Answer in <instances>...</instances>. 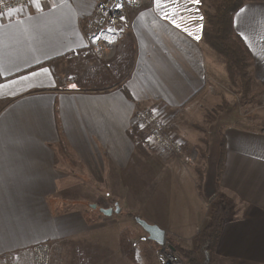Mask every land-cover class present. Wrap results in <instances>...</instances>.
Segmentation results:
<instances>
[{"label": "crops", "instance_id": "0c3cea01", "mask_svg": "<svg viewBox=\"0 0 264 264\" xmlns=\"http://www.w3.org/2000/svg\"><path fill=\"white\" fill-rule=\"evenodd\" d=\"M206 4L149 0L137 12L128 8L123 43H132L136 55L125 84L128 98L118 89L84 92L54 74V61L88 47L84 28L95 0H41L0 17V254L46 240L51 252L58 251L55 243H64L59 250L67 256L73 251L80 262L87 255L101 264L113 214L124 207L143 215L138 206L150 200L153 210L163 212L160 218L137 217L191 245L215 211L189 163L198 156V143L181 128L187 121L183 126L195 135L196 118L212 120L204 142L217 149L215 168L224 140L223 167L212 186L235 204L222 225L214 264H264V121L257 124L262 117L256 111L246 123L233 111L235 123L221 126V113L208 110L218 106L211 91L216 79L225 80L226 64L202 36ZM233 29L254 56L252 81L264 87V3L238 9ZM222 100L229 101L225 95ZM140 108L155 110L169 123L189 161L160 155L145 141V152L136 147L128 131ZM74 193L84 199L72 205ZM85 203L98 216L93 226L84 218ZM98 209H110L111 216ZM111 227L115 234L117 225Z\"/></svg>", "mask_w": 264, "mask_h": 264}, {"label": "trees", "instance_id": "16d2710c", "mask_svg": "<svg viewBox=\"0 0 264 264\" xmlns=\"http://www.w3.org/2000/svg\"><path fill=\"white\" fill-rule=\"evenodd\" d=\"M248 1L250 0H211L212 12L205 14V25L202 31L205 43L223 58L228 78L231 80L232 85L237 86L238 92H240L238 102L241 105L247 101V95L251 91L252 77L248 73L251 54L246 44L234 32L233 15ZM258 1L264 2V0ZM124 47L126 50H123ZM119 48L117 55L110 61L99 60L95 57L94 52L87 47L64 58H59L54 61L55 63L52 66H56L61 61L62 64L60 65L63 68L61 73L67 83H75L84 92L103 93L117 87L129 75L128 70L130 68L128 66L132 60L131 57L134 55L132 51L134 45L129 42H122ZM123 88L121 87L122 91H124ZM123 93L127 98L129 97L125 91ZM128 135L136 143V147L141 152H145L144 133L137 128H132L128 131ZM223 142L222 138L215 181L219 179L223 167ZM197 187L201 192L200 183ZM224 201L223 197L218 198L210 222L202 231L198 232L196 246L193 249L185 250L178 246L175 247L172 239L166 236V241L188 264H214V250L222 225L230 217L228 203L224 204ZM132 235L133 233L129 227L122 228L118 234V245L123 257L131 264H136ZM142 243L143 247L140 251L145 252L144 257L147 258L148 264H156L154 253L158 245L147 238L142 239ZM84 261L86 262V258ZM184 264L186 263L184 262Z\"/></svg>", "mask_w": 264, "mask_h": 264}, {"label": "rangeland", "instance_id": "374dc122", "mask_svg": "<svg viewBox=\"0 0 264 264\" xmlns=\"http://www.w3.org/2000/svg\"><path fill=\"white\" fill-rule=\"evenodd\" d=\"M148 1L149 0H147L145 3H143L140 6L138 5L137 7H133V10H135L136 12L139 11V10H142L144 7L148 6ZM251 2H260V1H258V0H250L248 2H245L241 7L247 5V4L251 3ZM210 3H211V0H207V4H206L207 8L204 11L205 14L207 12H212V9L210 7ZM96 8H97V0H95V5H94V8H93L91 17L87 20V22L85 24V28H84L85 39L87 41L88 48H90V50L92 52H94L96 58H98L99 60H103V61H110L111 59H113L117 55V52L120 50L119 47L122 44V42L124 41L123 40L124 35L126 34V32L130 28V19H129V15H128V8H127V18H128L127 20H128V25L129 26H128L126 32L123 34L122 39L119 41L118 46L115 49L110 50L111 53L107 54V55H109L108 57L104 56V54H102V52L96 51V49L93 46L90 45V42L88 41V39L86 37V32L88 31V23L91 22L94 19ZM205 14H204V16H205ZM124 49L126 50L125 47L123 48V50ZM132 51L134 52V55H133V57H131L132 60L130 62V65L128 66V68H130L128 70L129 75H127L126 79L123 80L117 87L110 89L111 91H113L114 89H118V90H120V92H122L123 95H124V93H123L124 91L128 94L127 89L125 88V84H126L127 80L130 78V76L132 75V72L134 70L135 61H136L135 47L132 49ZM214 55H215V57L218 59V61L222 65H225L224 60L219 55H217L215 52H214ZM60 64H62L61 61L58 62V64H56V68H54V74L61 75V72H63V68L61 67ZM253 65H254V56L251 54L250 68L248 70L249 75H251V73H252L251 72V68L253 67ZM224 75L226 76L225 80L216 79V81L213 82L214 83V85H213L214 87H213V90L211 91L215 95L214 96V98H215L214 100L215 101L217 100L216 103H217L218 106H215L214 109H208L211 113L214 112L215 114H213V115H216V116L221 113V116H220V119L222 117L221 126L227 125L228 122L235 123V117H234L235 115L233 114V111L235 113H237L238 115H241V118L246 123L247 122L249 123L252 120V114L255 113L256 111L258 113V116L262 117V118H259V121H258L257 124H260L261 121H264V101H263L264 100V87H262L261 85L259 87L257 85H255L256 83H255V80L253 79L254 81H251V91L247 95V101L244 102V105H242V107H241V106L238 105L239 102H237L238 98H239V93H240V92H238L237 86L235 87L234 85H232L231 80H229V78H228L227 71H226V73ZM119 78H122V77H119ZM121 87H124L123 88L124 91L121 90ZM254 88H256V91L252 93ZM110 90L104 91L103 94L111 92ZM252 94H254L255 96H253L251 98L250 96H252ZM223 95H225L226 98L229 99V101H225L224 102L222 100V96ZM259 100L261 102H258ZM229 107H231V108L229 110L225 111L222 114V111L224 109H226V108H229ZM190 108H191V106H189L188 109H190ZM142 109H147V108H140V109L136 110L133 113V115L137 111L142 110ZM207 114L208 113L206 112V115H204V117H206ZM133 115L131 117V128H136L137 126L134 124ZM185 119H186V112H183L181 114V117L178 116V121L180 123L182 121L184 122ZM211 122H212V120H210V119H208V120H206V119H197L196 120V118H195V122H194L195 123V129L198 131V133H195V135H193L194 132H193V134H190V132H192V131H190L191 129H189L190 128L189 126H188V128L183 126L184 124L187 123V121L185 123H183V125H182L183 127L181 126L182 129H184V130L186 129L185 133H187V134L192 136V139L190 141H194L195 143L196 142L198 143V151H196L198 156H197V158L194 161H189L190 160L189 154L188 155L185 154L184 150H183L184 144H183L182 139L179 138L175 134H171L168 131L167 124H169V123L167 121H165V120L163 122V124H164L163 128L165 127V129L163 130V133H164L166 138H169L171 140H177L179 142V144H180L179 152L180 153H178V154L174 153V154H171V155H182L181 157L183 159H187V157H188L189 163L192 164L194 171H196L195 178L197 179L198 183H200V185L203 187V192L206 195V197H208V198L210 197L208 202H207L209 204V206H210L209 210L210 209H214L215 210L216 202H217L218 198L221 196L215 190V189H217V187H215V185L218 182L217 180L215 181V179L217 177L216 176L217 172H216V168H215L216 159H217V156L215 155V153H217V149L213 150V149H209L208 148L209 146L212 145L211 141H210L209 145L207 144V141L204 142L205 137L207 136L206 132L210 128ZM237 123H239V121H237ZM182 129H180V130H182ZM212 129H213V127H212ZM184 130H182V131L184 132ZM144 137H145V134H144ZM212 182L215 184L214 185L215 188L212 186L213 185ZM197 186H198V184H197ZM213 188H214V190H213ZM156 197H158V196H156ZM80 198H82V197L79 196L77 193H74V196L72 195V197H70L69 200L71 201L70 203L73 205V203L75 202V204H76V201L79 200ZM82 199H84V198H82ZM58 200L61 201V199H58ZM62 200H66V197L64 199L62 198ZM78 202L79 201H77V203ZM225 202L226 201H224L223 203L225 204ZM228 203H229L228 204V206H229V216H232L234 212L231 209L233 208V206L235 207V204H234V201L230 200V199H228ZM154 205H155V203H153V200H150L149 201V205H147V206L143 205V204L142 205L140 204L138 207L140 208L141 212H144L143 215H141V213H140V215L145 217V218L155 216V218H157V220H158L163 212L158 213L155 210H153ZM89 206H87L86 203L84 204V207H83V209H85L84 210V212H85L84 213V218H88L87 221L89 222V225L93 226L94 223H92V222L95 221L96 220L95 217L97 218L98 216H97L96 213L94 214V212L91 211L92 209L89 208ZM72 207L73 206H71L70 208L72 209ZM58 209H61V207L60 208L59 207H55L54 208V210L56 212H57ZM62 210H64V211L65 210H69V208H67L64 205V207L62 206ZM120 212L121 213H118V214H117V212L114 213L112 218H110V220H109L110 222H108V224H107V227H109L108 228V232H107V236H106V239L102 242V246H101L103 251L105 252L103 254V256H102L103 258H102L101 264H131L121 254L120 249H119V245L118 246H117V244L115 245V241H116L115 239L119 238L118 234H119L120 230L122 228H124V227H129L131 232L133 233L131 238H132V242H133V246H134V250H135V254H136V264H148L147 258L144 257V253L145 252L142 253L140 251L141 248L143 247L142 239L147 238V235L141 229L139 224L135 221V217L140 216L139 213H133L131 211L127 212L124 209V207L121 208ZM184 217H186V216H184ZM188 217L190 219H192L194 216L193 215H191V216L189 215ZM112 225L114 227L117 225V227H118L116 229L117 232L115 234L111 230L112 229V227H111ZM88 234H89V237H90V241H93V235L94 234L90 233V232H88ZM84 237H85V235H84ZM196 237H197V235H196ZM196 237H194V239H193L195 241L190 243L191 245L184 244L182 242H175L172 239V241L174 243L173 245H175V247L178 246L179 248L185 249V250L193 249L194 248V243H195V246H196ZM73 239H78V237H73ZM117 241H119V239ZM42 242H48V241L45 240V241H42ZM42 242H39V243H42ZM166 242H168V241H166ZM36 244H34V245H36ZM63 244L64 243H59V244L55 243V246L57 245L56 249L58 251H56V252L52 251V264H96V263H94V260H93L94 257L91 258L90 256L88 257L87 255H85L86 262L84 260H82V262H80L79 258H77V255H73L74 254L73 251L69 252L68 256H67L66 254H64L63 252L60 251L62 249L61 245H63ZM32 246H30V247H32ZM59 246L61 247L60 250H59ZM30 247L19 249V250H15V251L3 252L0 255H3L5 253L6 254L7 253H17L19 251H24V250H26V249H28ZM15 255H17V254H15ZM15 257H17V256H15ZM183 262L188 264V262H186L185 259L183 260Z\"/></svg>", "mask_w": 264, "mask_h": 264}, {"label": "built area", "instance_id": "2783aa9c", "mask_svg": "<svg viewBox=\"0 0 264 264\" xmlns=\"http://www.w3.org/2000/svg\"><path fill=\"white\" fill-rule=\"evenodd\" d=\"M41 0H0V17L22 11L30 3ZM147 0H97L94 19L88 23L86 37L96 51L108 57L115 49L128 28L127 8L142 5ZM134 124L145 134L144 141L160 155L178 154L177 140L166 138L164 124L153 109H142L134 115ZM51 246L48 242L38 243L17 253L0 255V264H51ZM17 254V255H15ZM17 256V257H15ZM155 257L159 264H184L182 257L165 242L158 246Z\"/></svg>", "mask_w": 264, "mask_h": 264}, {"label": "water", "instance_id": "95a60500", "mask_svg": "<svg viewBox=\"0 0 264 264\" xmlns=\"http://www.w3.org/2000/svg\"><path fill=\"white\" fill-rule=\"evenodd\" d=\"M95 208V205H92ZM103 215L110 216V209H100ZM135 221L139 224L141 229L147 235V239L154 242L156 245L161 246L166 240V234L164 230L160 229L157 225L150 224L142 220L140 217H135Z\"/></svg>", "mask_w": 264, "mask_h": 264}, {"label": "snow or ice", "instance_id": "6c2138e0", "mask_svg": "<svg viewBox=\"0 0 264 264\" xmlns=\"http://www.w3.org/2000/svg\"><path fill=\"white\" fill-rule=\"evenodd\" d=\"M194 2L199 3V0H194ZM191 35V33H189ZM199 39V37H197Z\"/></svg>", "mask_w": 264, "mask_h": 264}]
</instances>
